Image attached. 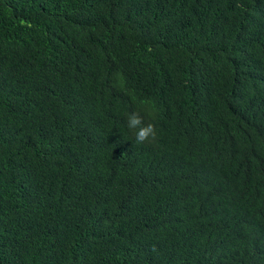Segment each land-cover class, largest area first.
<instances>
[{
  "label": "trees",
  "instance_id": "1",
  "mask_svg": "<svg viewBox=\"0 0 264 264\" xmlns=\"http://www.w3.org/2000/svg\"><path fill=\"white\" fill-rule=\"evenodd\" d=\"M0 264H264V0H0Z\"/></svg>",
  "mask_w": 264,
  "mask_h": 264
},
{
  "label": "clouds",
  "instance_id": "2",
  "mask_svg": "<svg viewBox=\"0 0 264 264\" xmlns=\"http://www.w3.org/2000/svg\"><path fill=\"white\" fill-rule=\"evenodd\" d=\"M116 80L119 83L120 77L117 76ZM127 127L134 132L137 144L150 142L156 138L154 125L152 123H145L144 117L139 111L130 112L127 115Z\"/></svg>",
  "mask_w": 264,
  "mask_h": 264
}]
</instances>
